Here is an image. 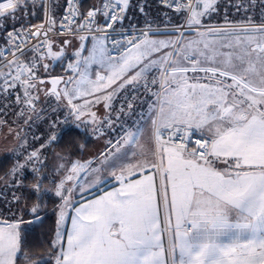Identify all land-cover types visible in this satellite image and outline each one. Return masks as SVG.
I'll list each match as a JSON object with an SVG mask.
<instances>
[{
    "label": "snow or ice",
    "instance_id": "1",
    "mask_svg": "<svg viewBox=\"0 0 264 264\" xmlns=\"http://www.w3.org/2000/svg\"><path fill=\"white\" fill-rule=\"evenodd\" d=\"M160 2L0 0V264H264V11ZM105 128L94 158L49 168L63 136Z\"/></svg>",
    "mask_w": 264,
    "mask_h": 264
},
{
    "label": "trees",
    "instance_id": "2",
    "mask_svg": "<svg viewBox=\"0 0 264 264\" xmlns=\"http://www.w3.org/2000/svg\"><path fill=\"white\" fill-rule=\"evenodd\" d=\"M92 2V0H84V6L85 8L88 7V5ZM223 2V0H222ZM143 3L147 5V12H148V18H151L152 16L159 15L163 8L156 3L155 0H143ZM255 8L253 12L251 13L253 16L258 17L261 13V11H264V9L261 8V0H254ZM42 18H36L32 17L30 18L29 22H39ZM145 16L141 15L138 11L135 9L132 13L129 15V19L124 22V25H144ZM80 145H84L83 149L81 150ZM94 146V138H92L89 135V132H85L83 129L80 130L78 135H75L74 138H70L68 136H63L61 141L55 144L51 150L47 154L48 158V164L49 168L51 169V163L50 158L54 156L57 152L62 153L63 155L67 156L69 152L75 154L74 158L81 157L84 155L85 151L88 149L93 148ZM4 159V156L0 158V161ZM10 163V161H9ZM32 182V177L29 174L27 179L25 180L26 184H30ZM45 186H49V181H45ZM19 195V193H18ZM46 199H48L46 197ZM55 208V203L49 201L47 206V213L48 218L46 219L44 225L42 227H35V231L32 232L31 229L29 231L31 232V235L29 236V245L31 246H39L42 243H45L49 230L55 226V215L53 214V209ZM30 219L29 216H25V220ZM23 264V262H22Z\"/></svg>",
    "mask_w": 264,
    "mask_h": 264
},
{
    "label": "crops",
    "instance_id": "3",
    "mask_svg": "<svg viewBox=\"0 0 264 264\" xmlns=\"http://www.w3.org/2000/svg\"><path fill=\"white\" fill-rule=\"evenodd\" d=\"M89 46H90V45H89ZM57 70L60 71V68L58 67ZM116 107H117V108L119 107V102L116 103ZM96 110L98 111V115H99V116L103 117V116L105 115V110H104V108H103L102 106H98ZM113 116H115V114H113ZM60 119H61V120L63 119V111H61ZM37 125H38V127L40 126V128L37 129V130L35 129V131H33V132L36 133V135H37V133H38V130H40V131H39L40 134H43V133H45V132L47 131V125L41 123L40 121L37 122ZM91 134H92V133H91ZM93 135H94V134H93ZM94 137H95V136H94ZM101 138H102L103 140H100ZM114 138H115V133L112 132V131L107 132V134H104L103 136H97V137H95V138H94V139L96 140V144H95V146L97 147V145H98V147L96 148L95 146H93V148L88 149V151L90 152V153L88 152L89 155L84 154L82 157H77V158L84 159V158L87 157V156L89 157L91 153H92V154H91L92 158H94V157L96 156V154H97L99 151H102V150L104 149V146H105V144H106L107 139H114ZM95 148H96V149H95ZM57 153H58V152H57ZM57 153H56V154H57ZM113 183H114L113 181H109L106 185H103L102 187H104V190H106V191L111 190V188H112V186H113ZM94 192H95L96 195H101V194H102L101 192L96 191V190H94ZM89 198H92V197L89 196ZM69 211H71V210H69ZM69 223H70V222H69Z\"/></svg>",
    "mask_w": 264,
    "mask_h": 264
},
{
    "label": "rangeland",
    "instance_id": "4",
    "mask_svg": "<svg viewBox=\"0 0 264 264\" xmlns=\"http://www.w3.org/2000/svg\"><path fill=\"white\" fill-rule=\"evenodd\" d=\"M156 1V3H157V0H155ZM141 3H143V0H141ZM57 71H59V70H57ZM38 122V121H37ZM40 128V126L38 127V125H34L33 127H32V132L33 131H35V129L37 130V129H39ZM39 131L40 130H38V133H37V136H40V135H42V134H40L39 133ZM105 134H107V132H110L111 130H108L107 128H105ZM89 132V135L92 137V138H95V137H97V135H93V133L91 132V130H89L88 131ZM92 133V134H91ZM7 135V130L6 129H4V130H0V158L1 157H3L4 156V151H3V149L4 148H10V147H12L13 145L11 144V143H9V144H5V136ZM95 136V137H94ZM33 139V137H32V135H31V133H29L28 134V140L29 141H31ZM100 140H103L102 138L100 139ZM95 144H96V140L94 139V146H95ZM37 146H39V143L37 142ZM96 147V146H95ZM97 147H98V145H97ZM96 147V148H97ZM95 148V149H96ZM89 151L88 150H86L85 151V153L84 154H87V155H89V153H88ZM57 154H60V155H63L62 153H57ZM92 154V153H91ZM91 154H90V156L88 157H85L84 158V160H87V159H92V156H91ZM56 155V154H55ZM65 156V155H64ZM82 157V156H81ZM53 158H54V156H52L51 158H50V163H51V165L53 164V162H54V160H53ZM0 190H3V185L2 184H0ZM18 194V193H17ZM9 199H11V197L9 196L8 197ZM3 208H6V206H2V207H0V210H2ZM8 215V213H7V211L6 210H4L3 211V215H0V219H4L6 216Z\"/></svg>",
    "mask_w": 264,
    "mask_h": 264
},
{
    "label": "built area",
    "instance_id": "5",
    "mask_svg": "<svg viewBox=\"0 0 264 264\" xmlns=\"http://www.w3.org/2000/svg\"><path fill=\"white\" fill-rule=\"evenodd\" d=\"M157 3H158L159 6H161L163 8L160 0H157ZM41 22H42V20L39 21V22H30V23L33 24V25H36V24H40ZM124 26H125V28H128L129 30H131L132 28L142 29V28H144L145 25L133 24V25H124Z\"/></svg>",
    "mask_w": 264,
    "mask_h": 264
}]
</instances>
